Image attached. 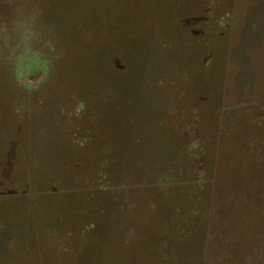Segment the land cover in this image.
<instances>
[{"label": "rangeland", "instance_id": "obj_1", "mask_svg": "<svg viewBox=\"0 0 264 264\" xmlns=\"http://www.w3.org/2000/svg\"><path fill=\"white\" fill-rule=\"evenodd\" d=\"M0 264H264V0H0Z\"/></svg>", "mask_w": 264, "mask_h": 264}]
</instances>
